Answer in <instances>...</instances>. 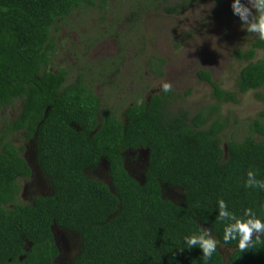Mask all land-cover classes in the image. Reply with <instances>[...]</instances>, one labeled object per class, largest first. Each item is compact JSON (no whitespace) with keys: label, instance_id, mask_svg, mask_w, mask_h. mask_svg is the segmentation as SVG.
<instances>
[{"label":"trees","instance_id":"obj_1","mask_svg":"<svg viewBox=\"0 0 264 264\" xmlns=\"http://www.w3.org/2000/svg\"><path fill=\"white\" fill-rule=\"evenodd\" d=\"M109 1L0 0V110L17 103L11 130L34 139L39 165L55 190L31 204L17 203L16 177L30 169L10 139L0 137V264H56L53 224L80 234L73 264H203L198 248L182 250L183 238L203 224L222 241L218 199L238 216L248 207L264 216V191L244 186L250 169L264 180V140L248 134L227 140L224 148L225 121L207 123L201 111L173 110L180 97L173 91L128 105L118 117L101 109L82 75L71 83L65 67L52 69L57 51L52 31L82 6L106 8ZM259 49L264 41L254 34L245 50H235L246 62L236 90L222 89L207 70L198 76L212 85L218 100L237 102L238 93L264 86V60H254ZM163 62L153 57L146 65L162 74ZM252 126L264 136V111ZM138 148L148 151L143 183L123 165V152ZM101 158L111 185L83 173ZM163 184L181 191L182 201L163 197ZM220 245L233 248L229 258L218 247L209 264H264V243L244 252L235 242Z\"/></svg>","mask_w":264,"mask_h":264},{"label":"rangeland","instance_id":"obj_2","mask_svg":"<svg viewBox=\"0 0 264 264\" xmlns=\"http://www.w3.org/2000/svg\"><path fill=\"white\" fill-rule=\"evenodd\" d=\"M230 5L231 0H110L106 8L86 4L58 32L52 31L57 42L52 69L65 67L70 73L66 82L82 75L100 98L101 109H111L118 117L128 105L146 101L167 82L171 91L180 94L171 104L173 110L201 111L207 123L214 118L225 121L224 148L227 140H240L248 134L264 140L252 126L264 111V99L256 96L264 94V86L238 93L237 102L221 101L214 96L212 85L198 76L200 70H207L222 89L236 90L240 68L246 62L234 52L245 50L254 34L241 28ZM153 57L164 60L162 74L156 66L154 72L148 69L146 62ZM258 59L264 60V49L257 50L254 60ZM18 111L16 102L1 108L0 137L23 148V134L11 130ZM147 156L145 149L123 152L126 169L139 182L144 178ZM162 189L170 200L182 201L178 189L166 184ZM219 249L227 260L233 248L220 245ZM64 261L62 254L57 262Z\"/></svg>","mask_w":264,"mask_h":264},{"label":"clouds","instance_id":"obj_3","mask_svg":"<svg viewBox=\"0 0 264 264\" xmlns=\"http://www.w3.org/2000/svg\"><path fill=\"white\" fill-rule=\"evenodd\" d=\"M230 7L233 15L239 18L241 28L264 41V0H231ZM161 89L167 93L171 91V84L165 82ZM244 186L264 191V180H258L257 172L250 169ZM216 212L218 213L216 219L224 225L222 241L217 239L210 227L200 224L195 233L183 238L185 247L182 250L198 248L202 253L203 264H209L214 254L218 252L221 242L224 244L235 242L241 252L264 243V216L258 215L253 208H245L243 215L238 216L229 210L227 202L221 198L217 200ZM64 264H71V258H66Z\"/></svg>","mask_w":264,"mask_h":264},{"label":"flooded vegetation","instance_id":"obj_4","mask_svg":"<svg viewBox=\"0 0 264 264\" xmlns=\"http://www.w3.org/2000/svg\"><path fill=\"white\" fill-rule=\"evenodd\" d=\"M109 110L113 112L111 109ZM10 114H12V112ZM17 132H20L21 134H23L22 130H17ZM24 140H25L24 142L25 146L23 148H21L19 145H16L13 141L10 140L18 148V154L24 158L26 164L28 165L30 169V173L27 176H17L16 177V182L19 186V190L16 195V202L19 204L22 202L26 204H31L33 203L36 197H39V196L49 197V196L54 195L55 190L51 183V180L44 174V172L42 171L38 163L37 149L35 147L34 139H32L31 137L24 136ZM27 144L28 146L26 147ZM132 150H142V149L138 148V149H132ZM24 151L25 153H23ZM147 160H148V156H147ZM123 165L125 167L124 157H123ZM82 169H83V173L86 176L94 180H99L108 185H111V177L109 175V168H108V165L105 159L101 158L94 165L86 166V167H83ZM127 172L132 177H134L128 170ZM136 180L138 181V179ZM143 182H144V178H143V181L139 183H143ZM162 187H161V192H162L163 197L170 199L168 196H166V194L164 195ZM9 206H12V205L10 204ZM59 229H62V232L57 233L54 237V240H55V243L58 249V253L54 261L56 264H58L57 260L60 257V255L63 254L64 260L70 257L71 264H73V261L80 249V236H79L80 234L75 230L67 229L64 227H59Z\"/></svg>","mask_w":264,"mask_h":264},{"label":"water","instance_id":"obj_5","mask_svg":"<svg viewBox=\"0 0 264 264\" xmlns=\"http://www.w3.org/2000/svg\"><path fill=\"white\" fill-rule=\"evenodd\" d=\"M51 231L53 233V236L55 237V235L59 232H62V229H59V226H57L56 224H53L51 226Z\"/></svg>","mask_w":264,"mask_h":264}]
</instances>
